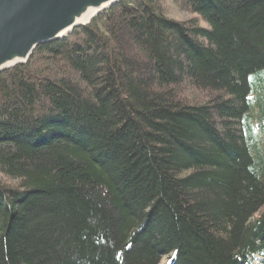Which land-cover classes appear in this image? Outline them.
I'll return each instance as SVG.
<instances>
[{
	"label": "trees",
	"instance_id": "obj_1",
	"mask_svg": "<svg viewBox=\"0 0 264 264\" xmlns=\"http://www.w3.org/2000/svg\"><path fill=\"white\" fill-rule=\"evenodd\" d=\"M176 1L0 72V264H264V0Z\"/></svg>",
	"mask_w": 264,
	"mask_h": 264
},
{
	"label": "water",
	"instance_id": "obj_2",
	"mask_svg": "<svg viewBox=\"0 0 264 264\" xmlns=\"http://www.w3.org/2000/svg\"><path fill=\"white\" fill-rule=\"evenodd\" d=\"M123 0H0V72L27 63L35 49L60 40Z\"/></svg>",
	"mask_w": 264,
	"mask_h": 264
},
{
	"label": "rangeland",
	"instance_id": "obj_3",
	"mask_svg": "<svg viewBox=\"0 0 264 264\" xmlns=\"http://www.w3.org/2000/svg\"><path fill=\"white\" fill-rule=\"evenodd\" d=\"M165 5V12L166 14L174 19L177 20H189L192 18L197 17V15L187 12L186 10L182 9L176 0H164ZM200 22V21H199ZM202 25L205 26V22L201 21ZM204 93H193L190 100L199 101L202 100ZM205 97V96H204ZM160 264H170V260L165 256Z\"/></svg>",
	"mask_w": 264,
	"mask_h": 264
}]
</instances>
